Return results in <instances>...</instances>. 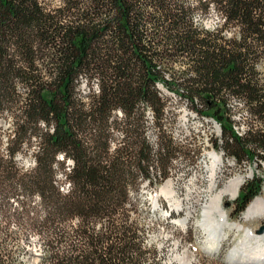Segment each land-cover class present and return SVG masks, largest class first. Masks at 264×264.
<instances>
[{
	"label": "trees",
	"instance_id": "1",
	"mask_svg": "<svg viewBox=\"0 0 264 264\" xmlns=\"http://www.w3.org/2000/svg\"><path fill=\"white\" fill-rule=\"evenodd\" d=\"M211 8L220 20L209 28L195 14ZM82 75L97 80L96 93L77 94ZM158 82L216 120L215 148L264 161V0H0V118L13 119L6 140L0 126V264H27L29 230L43 236L36 264H161L127 207L143 182L164 180L178 152L163 134ZM34 134L35 164L24 170L16 157ZM261 181L242 183L235 212Z\"/></svg>",
	"mask_w": 264,
	"mask_h": 264
},
{
	"label": "rangeland",
	"instance_id": "2",
	"mask_svg": "<svg viewBox=\"0 0 264 264\" xmlns=\"http://www.w3.org/2000/svg\"><path fill=\"white\" fill-rule=\"evenodd\" d=\"M48 1L53 4L60 2V0ZM195 19L210 28L220 20V15L211 8L204 14L196 13ZM227 34L230 35V32ZM163 87L167 91L160 89L161 96L165 101L164 114L160 123L164 136L173 140V145L178 152L171 158L168 174L164 180L156 186H150L146 181L143 182L139 192L130 193L127 207H132V218L136 226L140 228L145 243L148 246H155V252L161 264H234L226 260V254L242 233L230 231L228 237L221 242L217 249H208L206 247L209 242L196 223L201 210V201L209 196V192L206 190L207 177L204 170L208 152L215 151L220 154L222 179L242 174L244 183L258 175L262 181L261 190L257 195L264 194V161L255 159L254 161L238 162L234 157L225 155L223 150L215 148L213 141L221 134V129L215 125L216 120L210 116L201 115L190 103L186 94L170 90L166 85ZM21 89L24 91V88L21 87ZM97 91V80L88 81L85 75L79 78L77 94L84 96ZM197 105L201 108L199 104ZM230 107L232 108V117L236 121L235 127L241 133L245 126L242 104L234 98L230 100ZM17 110L13 108V111ZM144 114L148 136L155 143L157 140L155 116L149 107L145 108ZM0 126L5 133L3 139L6 140L7 134L13 130L10 111L5 112L0 118ZM40 127L44 128V125L41 124ZM115 136H120L119 131L115 133ZM38 146L39 136L34 134L24 146L23 151L17 154V161L24 170L34 166V154ZM56 158L61 159L62 155L59 154ZM65 164L70 165L71 161L66 159ZM55 168L59 186L65 187L69 181L64 176V169L58 166ZM156 173L158 174V172ZM167 179L172 181L173 197L182 201L180 208L171 206L170 198L166 195H159L157 199L155 198V193ZM198 197L201 201L196 204L195 200ZM235 198L236 196L229 198L228 195L222 198V206L226 211L227 218L230 221L241 220L253 231L258 232L259 227L264 224V217L255 216L243 221L242 214L247 206L241 212H235ZM254 198L255 196L251 201ZM194 202L196 204L194 214L188 221H181L185 216L186 208ZM22 246L24 250L21 255L27 264H36L43 248L42 234L35 230H29L23 235Z\"/></svg>",
	"mask_w": 264,
	"mask_h": 264
},
{
	"label": "bare ground",
	"instance_id": "3",
	"mask_svg": "<svg viewBox=\"0 0 264 264\" xmlns=\"http://www.w3.org/2000/svg\"><path fill=\"white\" fill-rule=\"evenodd\" d=\"M157 85L160 89H165L161 82H158ZM221 169L222 159L220 154L215 151L208 152L204 170L207 177L206 190L209 192V196L203 201L199 197L195 200L196 204L200 203V201L202 202L196 223L209 242L206 248L217 249L221 242L228 237L227 235L230 231L241 232V237L236 240L227 252L226 260L234 264H264V232L253 231L241 220L230 221L222 206V198L225 195H228L229 198H234L238 195L239 188L244 181V175L235 174L222 179ZM171 186L172 181L167 179L161 185L159 191L155 193V198L157 199L159 195H166L170 198L171 206L180 208L182 201L173 197L174 192ZM195 202L186 208L185 216L181 221H188L194 214L196 210ZM255 216L264 217V194L255 196L247 205L242 214V220Z\"/></svg>",
	"mask_w": 264,
	"mask_h": 264
},
{
	"label": "built area",
	"instance_id": "4",
	"mask_svg": "<svg viewBox=\"0 0 264 264\" xmlns=\"http://www.w3.org/2000/svg\"><path fill=\"white\" fill-rule=\"evenodd\" d=\"M165 91H167V89L165 88ZM215 125L218 127V128H220L219 127V124H217V123H215ZM236 128V127H235ZM237 129V128H236ZM238 131V130H237ZM60 187V189L62 190V191H67L68 190V187H69V184L68 185H66L65 187L64 186H59Z\"/></svg>",
	"mask_w": 264,
	"mask_h": 264
},
{
	"label": "water",
	"instance_id": "5",
	"mask_svg": "<svg viewBox=\"0 0 264 264\" xmlns=\"http://www.w3.org/2000/svg\"><path fill=\"white\" fill-rule=\"evenodd\" d=\"M259 233H263L264 232V224H262L259 229H258Z\"/></svg>",
	"mask_w": 264,
	"mask_h": 264
}]
</instances>
